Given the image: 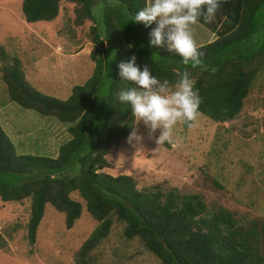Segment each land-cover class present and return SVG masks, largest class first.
Returning a JSON list of instances; mask_svg holds the SVG:
<instances>
[{
    "label": "trees",
    "instance_id": "obj_1",
    "mask_svg": "<svg viewBox=\"0 0 264 264\" xmlns=\"http://www.w3.org/2000/svg\"><path fill=\"white\" fill-rule=\"evenodd\" d=\"M62 1L72 5L75 26L89 21L93 70L86 81L61 100L33 88L16 60L1 68L9 100L67 123L70 135L54 157L21 155L0 127V200L29 198L27 241L35 240L45 203L63 213L70 228L81 209L69 196L76 192L97 226L82 241L74 264H97L88 254L113 221L122 222L123 236L137 237L161 264H264V214L242 219L221 205L208 206L197 192L158 183L138 189L130 175L99 171L108 165L110 146L126 138L133 123L117 94L134 85L120 79L118 64L135 54L141 69L149 65L170 87L187 71L202 100L199 113L217 123L232 120L264 65V0H222L212 23L198 21L215 32L213 40L197 46L200 65H184L179 55L149 46L155 24L129 21L146 0H20V11L28 23L50 21Z\"/></svg>",
    "mask_w": 264,
    "mask_h": 264
},
{
    "label": "rangeland",
    "instance_id": "obj_2",
    "mask_svg": "<svg viewBox=\"0 0 264 264\" xmlns=\"http://www.w3.org/2000/svg\"><path fill=\"white\" fill-rule=\"evenodd\" d=\"M94 7L98 15L100 7ZM73 18L72 5L62 1L54 19L28 23L20 0H0V127L16 154L54 157L70 135L67 123L9 100L1 68L16 60L33 88L66 99L71 87L83 84L93 70L89 21L77 27ZM191 31L197 46L215 36L208 38L215 32L198 22ZM133 128L143 140L129 143L128 135L112 144L105 155L108 165L99 171L130 175L138 189L158 183L179 192H197L208 206L221 205L242 219L263 216L264 65L232 120L217 123L199 113L194 127L184 128L178 122L172 132L176 146L157 145L148 138L151 130L143 122L137 125L133 119L130 132ZM69 196L81 205L72 226L65 228L63 213L45 203L33 243L25 236L29 198L0 200V264H74L76 251L97 221L76 192ZM122 227V222H112L107 236L88 254L92 263L161 264L137 237H124Z\"/></svg>",
    "mask_w": 264,
    "mask_h": 264
},
{
    "label": "clouds",
    "instance_id": "obj_3",
    "mask_svg": "<svg viewBox=\"0 0 264 264\" xmlns=\"http://www.w3.org/2000/svg\"><path fill=\"white\" fill-rule=\"evenodd\" d=\"M222 0H146L145 6L138 10L129 21L149 26L156 22L151 31L150 47L165 48L182 58L184 65H200L203 55L192 36V26L201 18L205 23H212L221 7ZM167 29V30H166ZM133 54L129 60L118 64L120 79L133 87L122 88L117 94L121 104L129 106L131 116L138 125L140 122L148 127L149 139L157 145L165 142L176 146L173 128L178 122L194 127L199 116L202 102L194 81L187 71L178 74L174 85L169 81L161 82L154 76L149 65L143 69L136 63ZM160 129V135L153 133ZM143 136L136 128L129 133V143H139Z\"/></svg>",
    "mask_w": 264,
    "mask_h": 264
},
{
    "label": "crops",
    "instance_id": "obj_4",
    "mask_svg": "<svg viewBox=\"0 0 264 264\" xmlns=\"http://www.w3.org/2000/svg\"><path fill=\"white\" fill-rule=\"evenodd\" d=\"M213 35H215V33L210 32V34L208 35V38H212ZM214 38H215V36H214ZM214 38L210 39V41L213 40Z\"/></svg>",
    "mask_w": 264,
    "mask_h": 264
}]
</instances>
